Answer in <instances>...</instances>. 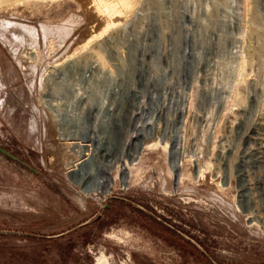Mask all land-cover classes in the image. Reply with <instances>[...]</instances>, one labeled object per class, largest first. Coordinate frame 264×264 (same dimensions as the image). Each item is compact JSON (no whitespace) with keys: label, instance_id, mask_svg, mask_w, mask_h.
<instances>
[{"label":"rangeland","instance_id":"rangeland-1","mask_svg":"<svg viewBox=\"0 0 264 264\" xmlns=\"http://www.w3.org/2000/svg\"><path fill=\"white\" fill-rule=\"evenodd\" d=\"M8 1L0 7L9 22L0 34V146L20 160L0 152V264H100L103 256L108 264H264V165L255 162L264 144V58L241 81V57L256 35L243 0H127L113 16L98 0ZM98 52L105 62L87 87L91 106L86 83ZM255 80L263 83L257 100ZM100 102L106 140L93 162L114 180L111 192L95 195L73 176L68 163L80 157L64 138L66 119L82 133ZM241 115L244 130L258 131L250 146L234 126ZM136 132L133 144L146 139L148 147L125 153L135 163L122 184L120 144ZM174 142L185 181L171 169ZM245 157L250 199L238 174Z\"/></svg>","mask_w":264,"mask_h":264},{"label":"bare ground","instance_id":"bare-ground-1","mask_svg":"<svg viewBox=\"0 0 264 264\" xmlns=\"http://www.w3.org/2000/svg\"><path fill=\"white\" fill-rule=\"evenodd\" d=\"M7 1L8 0H0V7L3 6L4 3L7 4ZM9 1H11V0H9ZM117 2H116V4H114L115 2L113 3L112 1L109 2L108 0H98L97 1V7H98L99 11L101 13H103L104 15H106V16H113V15L121 12L122 8L119 7L118 4L123 5V2L125 3V6L129 8V6L126 5L127 0H117ZM243 3H244V5H243L244 10H243V13L241 12L242 16L244 17L243 20L246 19L247 21L246 20L245 21L247 22V24L250 23V24L254 25V26L252 25L254 27L252 29H254V32L256 34L253 37V39H254L253 40L254 41L253 42V48L252 49L250 48L251 50H250V52H249V54L247 56L244 55L243 57H241V70H240L241 71V75L243 76L247 72V75L245 74L246 77L245 78L243 77L244 79H242L241 81L244 80V82H247L248 81L247 76L248 75L251 76L253 73H255L254 71L259 70L260 64H263V58H264V32L262 30V27H263L262 23H261L262 19L260 17L264 13V4H263V7L260 6L259 0H243ZM259 13H262V14L259 15ZM245 21H243V22H245ZM105 23H107V26L110 25V23L107 22V21ZM5 24H9V22L4 21V20H0V34H1L2 37H4V28H5L4 26H5ZM243 24H246V23H243ZM250 24H249V26H251ZM6 27H7V25H6ZM52 30H53L54 33L60 35L61 37L62 36L65 37L64 35L66 33V30L59 29V27H56V26L54 28H52ZM28 31H29V29H28ZM250 31H251V29H250ZM5 32H6V30H5ZM15 33H17V32H15ZM98 36H100V34H97V36L94 34V36H92L91 39H89V41L92 40L93 38L98 37ZM50 39H52V38H50ZM89 41L85 42L83 46L86 47L87 44L89 43ZM53 43L54 42L51 41V44H53ZM107 47H109V46H107V45L103 46L102 51H106ZM110 47L112 48L111 44H110ZM27 51H28V49H27ZM32 51H33V49H32ZM99 55H100V53L97 56H99ZM22 56L25 57L24 54H22ZM101 56L97 57L95 63L91 64L90 69H89L90 75H89V78H88L87 83H86V92H85V94H86V98L88 99V101L91 104V106L97 105V101H95L94 93H92L93 91L92 90H91L92 92L88 91L87 87L93 89L92 85L98 81V78L100 76V73H98V70H97L98 66L100 64L101 65L104 64V62H105L104 59L101 58ZM28 59H30V57H28ZM113 59H115V58H113ZM22 64H23L22 65L23 69H27V63H22ZM258 64H259V66H258ZM261 69H262V67H261ZM242 76H241V78H242ZM140 77H141L140 81L143 83L144 82L143 79L146 78L145 77V72L142 71ZM253 83L255 84V91L253 90L254 91L253 98H255V100H257L259 95L260 94L262 95V87L261 86H262L263 83L260 84L259 81H256V80L253 81ZM81 84H83V83H81ZM48 96H49V100L51 102L54 101V96H53V92L52 91L49 92ZM113 104L114 103H111V105H110V103H109V105L111 107L113 106ZM99 105L100 106H99V110L98 111L90 110L89 115L87 114L88 117H87V121H86V127L84 128V131L82 133L81 132H76V131L72 132V130L70 131V126H69L70 123L66 119V127L65 128L68 130V132L65 134V138H64L65 144L68 145L67 147L71 148L80 157V158L75 159L74 161H71V162L68 163L69 168H72V170H73V173H74L73 176H76V174L81 175L80 179L81 180H86L87 183H88L87 191L89 193H92V194H95V195H100L101 193H106L107 194V193L111 192L110 190H111V187L113 185V180H114V178H112V176H111V173H110L109 169L101 166V164L100 165L97 164L95 161L93 162V160H94L93 156L95 155V151L97 152L98 149L103 147L104 146L103 143L106 140L105 139L106 137L104 135V130L102 128V124H103L102 122L107 117V113H103V111H102V103L99 104ZM88 109H90V108H88ZM242 112H244V110ZM134 113L132 112V115H134ZM242 115H244V114L242 113ZM242 115H241L240 119L237 122L234 121V123H235L234 126L237 127L239 131H241V133L243 134V137H246V142L249 143L250 140L255 135H257L258 131H257V128H255V127L249 128L248 130L247 129L244 130L245 119L242 118ZM64 124H65V122H64ZM142 134H143L142 132H140V133L136 132L135 134L130 136L129 140H127L126 142L124 141L122 144H120L121 153L118 156H119L120 160L122 159V161H123V164L120 167L121 168L120 169V171H121L120 181H121L122 184L129 183L130 180L132 179V174H130V167L133 166L134 163H135V162L133 163V162H130L129 160H127L125 158L126 154L128 155L130 153L129 151L132 150V148H134V147L137 150L139 149V151L142 148L148 147V143L149 142L146 139L145 140L143 139L140 144H136V143L133 144L134 140L138 139V138L140 139V136H142ZM126 139H128V138L126 137ZM255 140H257V139H255ZM251 143H252V141H251ZM251 143H249V146L251 145ZM107 145H108V143H107ZM111 145L112 144L110 142V146ZM262 145H261L263 147V151L261 152L262 155L261 156L259 155L260 158L257 159V161H255L256 163L259 164V166L260 165H264V144L262 143ZM262 147H261V149H262ZM230 148H232V147H230ZM248 148L249 147H247L246 149H248ZM249 150H250V148L248 149V151ZM93 153H94V155H93ZM233 153H234L233 150H231V149L229 151L227 150L228 159H230L232 157ZM246 154H247V151L245 152L244 156H246ZM251 154H252V152H251ZM114 155H116V154H114ZM246 157H249V156H246ZM246 157L242 159V161H241V163L239 165V171H238L239 173L238 174L241 176V179H242V185H241V187H242V195L241 196L245 197L247 199L248 198L250 199V190L253 187H251L250 184H249V181H250L249 180V176H250L249 168H250V166L248 164L249 161L246 159ZM113 161H115V160H113ZM117 162H119V161H117ZM183 164H184V160H183V158H182V156L180 154V147L178 146L177 143H175L173 145L172 149L170 150V165H171V169L177 175L176 177L179 176V177H181L183 179V181H185L187 179V176L182 171ZM176 177H175V179H176ZM254 183H255V181H254ZM257 185H258V188H261V190L264 189V177H262L257 182ZM251 202H252V199H251ZM246 209L254 214V218H252V220L256 221L257 220V216L254 213L255 209H253V203H252V205H250L248 203L246 205ZM99 262H100V264H108V261H107L105 256L100 258Z\"/></svg>","mask_w":264,"mask_h":264},{"label":"water","instance_id":"water-1","mask_svg":"<svg viewBox=\"0 0 264 264\" xmlns=\"http://www.w3.org/2000/svg\"><path fill=\"white\" fill-rule=\"evenodd\" d=\"M0 152L3 153V154H5L6 156H8V157H10V158H12V159H14V160H16V161H19V160H20L17 156L13 155V154L10 153L6 148H4V147H2V146H0ZM32 169H33V168H32ZM34 171H36V170H34ZM36 172H37V171H36Z\"/></svg>","mask_w":264,"mask_h":264}]
</instances>
